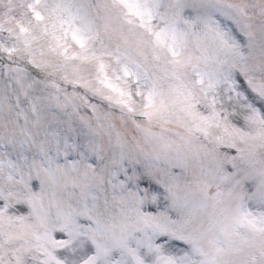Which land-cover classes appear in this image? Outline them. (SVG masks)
Masks as SVG:
<instances>
[{"label": "snow or ice", "instance_id": "snow-or-ice-1", "mask_svg": "<svg viewBox=\"0 0 264 264\" xmlns=\"http://www.w3.org/2000/svg\"><path fill=\"white\" fill-rule=\"evenodd\" d=\"M0 264H264V0H0Z\"/></svg>", "mask_w": 264, "mask_h": 264}]
</instances>
